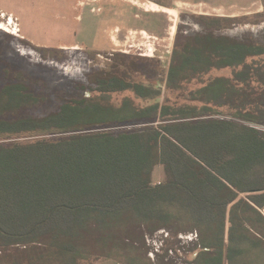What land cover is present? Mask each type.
<instances>
[{"label":"trees","instance_id":"1","mask_svg":"<svg viewBox=\"0 0 264 264\" xmlns=\"http://www.w3.org/2000/svg\"><path fill=\"white\" fill-rule=\"evenodd\" d=\"M263 55L264 44L227 36L176 39L167 89L212 70H234L231 79L216 77L190 94L200 108L158 102L135 108L128 100L115 107L83 97L36 118L21 112L37 106L42 94L23 81L4 86L0 136L78 133L0 143V248L23 247L28 264H79L91 257L148 264L146 237L163 231L177 242L194 236L184 242L188 252L199 253L184 264H259L264 66L247 60ZM123 80L110 73L92 82L101 94L146 96L141 85ZM130 125L140 127L116 128ZM157 164L165 180L154 185Z\"/></svg>","mask_w":264,"mask_h":264},{"label":"rangeland","instance_id":"2","mask_svg":"<svg viewBox=\"0 0 264 264\" xmlns=\"http://www.w3.org/2000/svg\"><path fill=\"white\" fill-rule=\"evenodd\" d=\"M197 33L264 44V0H0V90L23 81L27 88L41 93L43 99L37 106L21 112L36 118L83 97L100 98L115 107L128 100L135 108L155 102L175 109L200 108L202 104L190 94L216 77L231 79L234 70H212L178 89H167L165 79L176 39L181 43ZM247 63L264 66V55ZM110 73L124 78L125 83L141 85L146 96L138 97L131 90L96 91L98 86L92 80ZM220 111L230 112L227 107ZM76 133L0 136V143L25 144ZM164 180L163 166L155 165L152 183ZM176 239L163 231L147 236L142 257L148 264L191 261L193 252L188 250L192 247ZM22 249L0 248V264H28ZM79 264L122 263L91 257Z\"/></svg>","mask_w":264,"mask_h":264},{"label":"crops","instance_id":"3","mask_svg":"<svg viewBox=\"0 0 264 264\" xmlns=\"http://www.w3.org/2000/svg\"><path fill=\"white\" fill-rule=\"evenodd\" d=\"M145 33V32H144ZM115 37L116 36H114V34H113V37H112V39H110V42H111V44H113L114 43V41H115ZM111 38V37H110ZM261 251V250H260ZM198 253H199V251H194L193 253H192V260H195V258L197 257V255H198ZM262 262H264V258H259L258 259V263L259 264H262Z\"/></svg>","mask_w":264,"mask_h":264},{"label":"built area","instance_id":"4","mask_svg":"<svg viewBox=\"0 0 264 264\" xmlns=\"http://www.w3.org/2000/svg\"><path fill=\"white\" fill-rule=\"evenodd\" d=\"M194 236L193 235H189V236H187V238H190V239H192Z\"/></svg>","mask_w":264,"mask_h":264},{"label":"bare ground","instance_id":"5","mask_svg":"<svg viewBox=\"0 0 264 264\" xmlns=\"http://www.w3.org/2000/svg\"><path fill=\"white\" fill-rule=\"evenodd\" d=\"M174 13V12H173Z\"/></svg>","mask_w":264,"mask_h":264}]
</instances>
